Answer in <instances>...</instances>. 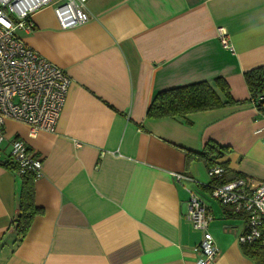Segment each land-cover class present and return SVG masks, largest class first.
Returning <instances> with one entry per match:
<instances>
[{"label":"crops","instance_id":"0c3cea01","mask_svg":"<svg viewBox=\"0 0 264 264\" xmlns=\"http://www.w3.org/2000/svg\"><path fill=\"white\" fill-rule=\"evenodd\" d=\"M86 10L62 29L47 6L20 32L72 81L55 132L5 123L0 158L19 138L41 160L42 212L18 239L21 179L0 165V264H195L190 193L213 215V264H253L237 240L244 216L211 196L208 167L186 153L216 141L230 148L222 175L264 180V116L251 101L182 118L146 109L162 90L216 78L247 99L243 72L264 64V0H87Z\"/></svg>","mask_w":264,"mask_h":264},{"label":"built area","instance_id":"2783aa9c","mask_svg":"<svg viewBox=\"0 0 264 264\" xmlns=\"http://www.w3.org/2000/svg\"><path fill=\"white\" fill-rule=\"evenodd\" d=\"M86 1L0 0V147L5 140L7 120L27 126L30 136L40 131L55 132L72 81L64 69L27 46L20 32L32 30V14L47 6H52L60 28L82 24L90 19ZM225 34L220 28L222 44L231 48ZM9 155L18 164V175L31 170L35 178L41 176L40 158L22 139L11 141ZM224 170L217 162L208 167L211 196L230 207L233 214L244 216L245 225L237 237L240 244L259 241L264 245V180L238 177L215 183L214 179L221 177ZM185 217L202 232L194 248L198 256L195 264H213L217 247L208 230L213 215L194 193L188 198Z\"/></svg>","mask_w":264,"mask_h":264},{"label":"trees","instance_id":"16d2710c","mask_svg":"<svg viewBox=\"0 0 264 264\" xmlns=\"http://www.w3.org/2000/svg\"><path fill=\"white\" fill-rule=\"evenodd\" d=\"M249 96L245 100L232 97L229 85L223 78L212 82L200 81L183 86L173 87L158 92L146 109L148 118H182L193 112L216 109L220 107L252 102L261 116H264V64L243 72ZM230 148L216 141H207L198 152L186 153V162L201 160L207 167L212 166L219 158L228 153ZM218 163V162H217ZM220 164V163H219ZM223 166L224 164L221 163ZM0 165L16 173L18 164L10 155L0 158ZM21 186L18 196V213L15 218V232L18 239L27 233L33 218L42 212L35 204L33 171L26 170L19 174ZM238 178L237 174L215 178V183L227 182ZM242 252L253 264H264V245L259 241L241 244Z\"/></svg>","mask_w":264,"mask_h":264}]
</instances>
